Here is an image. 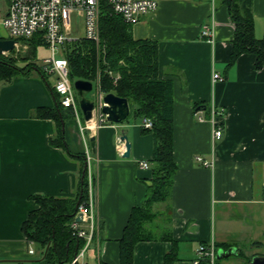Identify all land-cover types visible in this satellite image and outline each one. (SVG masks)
I'll list each match as a JSON object with an SVG mask.
<instances>
[{
	"label": "crops",
	"instance_id": "obj_1",
	"mask_svg": "<svg viewBox=\"0 0 264 264\" xmlns=\"http://www.w3.org/2000/svg\"><path fill=\"white\" fill-rule=\"evenodd\" d=\"M252 14L260 38L264 0H252ZM212 21L215 38L209 42L200 30ZM131 28L135 38L158 42V77L173 81L177 165L169 199L153 205L158 216L151 228L162 237L137 242L133 264H192L198 244L211 240L218 244L217 253L235 250L216 264H250L254 256L264 255V65L256 70L255 55L243 53L227 67L234 29L220 0H159ZM214 72L221 80H213ZM95 89L86 96L93 99ZM54 100L40 75L0 81V264H39L40 250L21 231L37 207L31 194L77 193L80 161L50 144L56 132L52 119L31 115L39 106H53ZM219 109L222 135L214 139L212 110ZM136 122L127 118L97 125L94 118L84 120L80 108L65 120L69 149L89 152L95 174L99 241L87 251V264H118V241L129 213L145 200L153 138L140 132L142 119ZM122 134L130 143L127 157ZM196 156L212 165H202ZM140 160L149 168H140ZM221 243L231 246L225 249ZM171 251L176 258L165 263Z\"/></svg>",
	"mask_w": 264,
	"mask_h": 264
},
{
	"label": "trees",
	"instance_id": "obj_2",
	"mask_svg": "<svg viewBox=\"0 0 264 264\" xmlns=\"http://www.w3.org/2000/svg\"><path fill=\"white\" fill-rule=\"evenodd\" d=\"M220 2L226 6L234 29L227 67L241 54L253 53L254 68L259 70L264 65V31L262 37L255 36L252 0ZM99 8L98 42L78 38L66 44L63 55L68 61L69 79L72 83L78 79L88 80L93 84L97 82L103 93H114L128 100L129 115L151 121L150 128L140 124V132L150 133L153 138L152 177L146 186L144 202L132 207L118 241V264H133V249L137 242L162 237L156 236L155 229L151 228L158 216L153 205L169 199L173 175L177 169L173 157V81L170 77H158L156 40L135 38L132 25L113 13L106 0H99ZM22 42L27 45L23 55L14 57L0 54V81L9 82L14 77L31 74L43 78L55 104L51 107L39 106L31 115L50 118L55 122L56 132L50 138V144L62 148L69 157L80 161V175L77 193L73 197L31 194L30 198L37 207L28 213L22 222L21 231L26 241L40 250L39 264H68L82 245V240L72 235L70 222L77 209L78 198L82 202L87 196V168L82 172L86 155L73 153L69 149L60 117L65 123L66 119L73 116V111L60 104L54 86L49 81L51 74L45 72L35 61L38 48L45 46L41 32L23 38ZM18 61L23 65L19 66ZM220 245L228 249L231 243ZM175 258L174 252H168L164 256V262L171 263ZM199 264L207 263L201 261Z\"/></svg>",
	"mask_w": 264,
	"mask_h": 264
},
{
	"label": "built area",
	"instance_id": "obj_3",
	"mask_svg": "<svg viewBox=\"0 0 264 264\" xmlns=\"http://www.w3.org/2000/svg\"><path fill=\"white\" fill-rule=\"evenodd\" d=\"M214 0H211L213 2ZM6 10L2 19V26L7 30L10 39L14 40V48H25L22 44L23 38L32 36L40 31L49 55L44 57L43 69L54 76L53 86L57 93L60 104L65 108H70L77 116L79 112V96L77 95L73 83L69 79L68 61L63 55L66 44L78 39L86 38L98 42L99 40V0H5ZM113 13L122 17L130 24H137L141 18L153 12L159 0H106ZM81 18L83 22V36H78V22L72 20ZM75 31V32H74ZM200 37L209 42L215 38L214 22L205 23L201 26ZM57 52L60 55H56ZM213 80H221V76L214 72ZM93 84V83H92ZM93 93V116L97 125L111 123L106 120V115L101 108L104 105L103 96L105 93L99 90L98 83ZM93 90V88H92ZM223 114V109L212 110L211 123L213 124L212 135L214 139H219L222 135V128L217 121V116ZM203 120L202 117H198ZM90 119V120H91ZM141 124L151 127L148 118H142ZM82 129V128H80ZM204 166L212 165L201 156L195 158ZM91 154L86 153L87 168V196L84 201H80L75 214L70 222L72 235L82 240V245L68 264H87V251L99 241V220L95 210V183L94 171L92 167ZM140 168H149L146 160L138 162ZM76 217L80 219L77 220ZM29 248V253H33ZM205 261L207 264H216L217 246L215 241L201 242L195 249V258L192 264H199Z\"/></svg>",
	"mask_w": 264,
	"mask_h": 264
},
{
	"label": "water",
	"instance_id": "obj_4",
	"mask_svg": "<svg viewBox=\"0 0 264 264\" xmlns=\"http://www.w3.org/2000/svg\"><path fill=\"white\" fill-rule=\"evenodd\" d=\"M14 48V40L10 38H0V54H3L4 52L11 51ZM73 87L79 96V108L81 110L82 116L84 120L88 121L92 118L93 113V101L86 96V93H89L92 91L93 84L92 82L88 80H82L78 79L73 82ZM103 102L104 105L102 106L101 110L106 115V120L111 123H120L124 121L129 113V103L126 98L119 97L115 95L114 93H106L103 96ZM55 104V102H54ZM61 119L62 127L64 125L63 119ZM120 139L124 142L125 151L123 153L124 157H127L129 155L130 150V143L128 141V138L126 134H122ZM91 146H94L93 137H90ZM86 169V163L83 167V173ZM80 202V197L78 198L76 202V208ZM77 220H79V217H76ZM232 252H235L234 248H229L225 252H218L217 258H222L225 256L230 255ZM250 264H264V255L261 256H254L252 260L250 261Z\"/></svg>",
	"mask_w": 264,
	"mask_h": 264
},
{
	"label": "rangeland",
	"instance_id": "obj_5",
	"mask_svg": "<svg viewBox=\"0 0 264 264\" xmlns=\"http://www.w3.org/2000/svg\"><path fill=\"white\" fill-rule=\"evenodd\" d=\"M5 9H6V2L5 0H0V37L1 38H8L9 35H8V32L7 30L2 26L1 22H2V19H3V15H4V12H5ZM75 16H72V20L73 22L75 23ZM77 22H78V26H79V30L77 32V35L78 36H83L84 34V31H83V22H82V19L81 18H78L76 19ZM75 32V31H74ZM72 43V42H70ZM68 43V44H70ZM23 45H26L25 43L22 42ZM27 49V45L25 48H22L20 47L18 50H15V49H12L11 51H8V52H4L3 55L4 56H14V57H17L19 55H23L25 53V50ZM49 55V51L46 47L42 46L40 48H38V53H37V58H36V63L43 68V62H42V57H45V56H48ZM57 56L60 55L59 52H57L56 54ZM17 64L19 66H22L23 63L21 61H18ZM49 81L51 83H53L54 81V76L52 75H49ZM89 95V94H88ZM128 120L132 123V124H135L137 123L136 121L138 119L134 118L132 114L129 115L128 117ZM35 246V245H34ZM89 253H91V251L89 250L88 251ZM32 264H37V262L33 261V262H30Z\"/></svg>",
	"mask_w": 264,
	"mask_h": 264
}]
</instances>
